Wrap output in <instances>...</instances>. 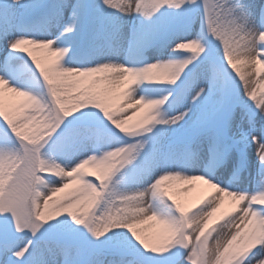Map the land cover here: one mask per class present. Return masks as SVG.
I'll return each instance as SVG.
<instances>
[{
	"label": "snow or ice",
	"instance_id": "6c2138e0",
	"mask_svg": "<svg viewBox=\"0 0 264 264\" xmlns=\"http://www.w3.org/2000/svg\"><path fill=\"white\" fill-rule=\"evenodd\" d=\"M0 264H264V0H0Z\"/></svg>",
	"mask_w": 264,
	"mask_h": 264
},
{
	"label": "rangeland",
	"instance_id": "374dc122",
	"mask_svg": "<svg viewBox=\"0 0 264 264\" xmlns=\"http://www.w3.org/2000/svg\"><path fill=\"white\" fill-rule=\"evenodd\" d=\"M257 78V81L259 80V77H256ZM253 87H256V83H253V85H252ZM258 91H259V89H258ZM177 190H176V188L174 189V192H175V195H176V198L177 199H181V200H183V201H185V202H187V203H190V202H192V200H193V198L194 197H196L197 195H199V192H198V190L197 191H195V192H191L188 196L186 195V196H180L177 192H176Z\"/></svg>",
	"mask_w": 264,
	"mask_h": 264
},
{
	"label": "bare ground",
	"instance_id": "6f19581e",
	"mask_svg": "<svg viewBox=\"0 0 264 264\" xmlns=\"http://www.w3.org/2000/svg\"><path fill=\"white\" fill-rule=\"evenodd\" d=\"M252 79H253L254 81H257V78H256V76H255L254 74H253ZM184 187H187V186H186V185H176V187H175L176 190H177L176 192H177L180 196H183V197L186 196V195L188 196V195L191 193V192H190V193H184V192H182L181 189L184 188ZM195 191H197V190H194L193 192H195ZM193 192H192V193H193Z\"/></svg>",
	"mask_w": 264,
	"mask_h": 264
}]
</instances>
